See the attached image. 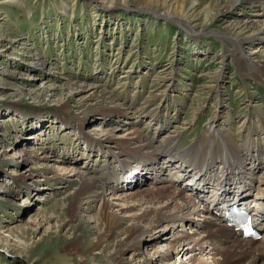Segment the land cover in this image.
Returning <instances> with one entry per match:
<instances>
[{
  "label": "rangeland",
  "instance_id": "rangeland-1",
  "mask_svg": "<svg viewBox=\"0 0 264 264\" xmlns=\"http://www.w3.org/2000/svg\"><path fill=\"white\" fill-rule=\"evenodd\" d=\"M248 21L254 26L239 34ZM263 23L264 0H0V264H100L97 251L70 246L74 237L67 225L57 232L59 239L44 229L48 224L42 230L36 226L52 214L55 201L65 223L64 207L75 192V183L44 175L46 165L97 177L107 194L167 181L189 190L202 185L197 173L214 171L206 176L211 194L214 179L226 173L219 159L199 171L181 159L171 161L165 152L121 190L104 179L116 174L107 163L136 132L138 142L147 138L153 146L171 140L170 154L186 150L211 125L237 146L264 145V82L245 75L236 51L249 64L258 62L264 77ZM228 34L240 38L236 47L224 40ZM67 81L104 94L93 101L85 92L63 87ZM10 148L26 150L33 163L18 160ZM241 150L249 167L258 151ZM262 154L254 172L260 191ZM22 171L31 176L22 179ZM236 186L232 183L231 190ZM79 206L76 218L90 225L84 230H94L101 199ZM112 210L122 211L119 205ZM14 225L29 229L13 235L6 229ZM183 228L188 231L190 225ZM169 235V230L154 235L152 248H143L141 257L157 264L152 253L166 251ZM168 259L166 264H189L179 253Z\"/></svg>",
  "mask_w": 264,
  "mask_h": 264
},
{
  "label": "bare ground",
  "instance_id": "bare-ground-1",
  "mask_svg": "<svg viewBox=\"0 0 264 264\" xmlns=\"http://www.w3.org/2000/svg\"><path fill=\"white\" fill-rule=\"evenodd\" d=\"M252 26H254L253 21H248L239 27V31L241 32L238 33L247 32ZM260 32L264 34V23ZM225 37L224 40L232 43L235 47L240 40L238 36L234 37L232 34H228ZM236 51L239 54L238 61L240 66L244 67L245 75L264 82L263 73L257 67L259 63L255 61L249 64L247 56L238 49ZM63 87L71 88L75 92H85L84 94H89L93 97V101L101 98L104 94L103 89L92 87L91 90L86 91L84 90L85 88L76 86L74 82L70 81L64 83ZM128 134L130 132H127L126 135ZM136 137H139L138 132L121 144L117 151L121 152L123 150L127 153L136 154L137 152L140 154L138 161L142 162L141 167L130 181L134 180V177L139 174L141 169H145L144 166L147 162L151 160L156 162L157 156L165 152L169 154L168 156L171 158V161L173 159H181L187 163V166L191 165L199 171L211 167L219 159L223 165V171L226 170V173H223V177H216L214 179L217 184L214 185L212 182L213 190L211 194L209 190L206 191V184L210 183L209 178L206 176L208 174L215 175L214 171L208 174L197 173L195 177L198 182H202V185L190 187L189 190L167 181V183H160L162 185H153L138 192L114 194L111 191L108 193L111 197H108L107 190L103 188L101 181L97 177L92 178L83 172L70 169H65L66 171H64L62 168V170L59 169V166L46 165L44 175L63 179L65 182L71 181L75 183V192L73 198L64 207V214L67 219L65 223L63 222L64 220L61 221L58 218L61 214L56 209L60 207V204H56L55 201L50 206L54 207L52 214H49V217L41 218L40 221L37 219L38 223L36 226L42 230L44 224H48L44 229H49L48 233L51 235L55 234L56 239H59L62 235L57 232H61L67 225V232L74 237L70 246L82 249V251L86 250V252L97 251L101 259L100 264H151L152 260L147 257H141L143 248H152L153 242L151 241H153V236L159 235L160 232L166 230H169L170 234L165 241L166 251L155 250V248L152 253L153 258L158 261L157 264H166L165 260L172 253H179L181 257L184 255L189 264H264V235L262 236V240H257L259 242L251 238H242L237 229L227 226L223 215V210L226 206L228 207L235 203L241 205V208L248 210V213L255 220L256 227L264 233V189L261 192L259 185H255V181L258 178L254 176L255 170L262 163L264 145L256 144L257 147L255 149L252 146H255L257 142L250 141V143L244 142L243 145L237 146L236 143L232 144L213 125L208 126L202 137L194 141L186 150L179 154H170L173 149L171 140L168 144L153 146L147 138L140 139L143 141L140 143ZM143 147H151L148 149L149 155L144 157V154L140 152ZM242 148L247 150L253 148L254 151H258L257 155L250 157L249 167H245L246 163L241 158L242 153L240 154V152H242ZM10 152L18 160L33 163L34 158L32 154L26 150L20 149L14 152L11 149ZM134 154L133 156H135ZM41 163L44 162L41 161ZM121 167L122 165L119 168L120 170L115 172L116 174L113 173L110 176L115 182L119 178H122V174H120L122 171ZM164 169L168 170L165 166ZM160 172L162 171L160 170ZM184 173L187 172L185 171ZM19 175L22 179H25L31 176V173L22 171ZM108 176L109 174H106L104 179L108 180ZM124 176H126L125 173H123ZM152 179L155 181L157 178L154 176ZM132 182L134 183V181ZM127 183L125 182L122 188ZM232 183L238 185L236 186V190H231ZM130 184L128 183L124 189ZM112 189L115 190L116 188L113 186ZM183 190L187 191V194L190 196L184 194ZM92 198H100L101 207L100 214L94 221V225H96L94 226L95 229L91 231L89 228L84 230L85 225H90L83 219L79 220V218H76L78 215L76 211H80L79 202L81 205L84 203L88 204L92 202ZM197 199L198 202H205L206 204L202 207L198 206L197 202H195ZM117 200L123 202L117 203ZM113 205L121 207L122 211L120 214L113 212ZM53 219H56V222L51 224ZM73 221L76 222L75 225L71 223ZM57 222L63 223L58 224ZM185 224L190 225L188 231L183 228ZM17 226H7L6 230L16 235L14 232L22 233L25 231V234L29 229ZM15 228L18 231H15ZM39 229L31 230L36 233H34L35 235H39V238L47 240L46 236L40 233ZM102 231L104 232L101 234ZM81 232L85 235L81 236ZM149 235L151 239H147ZM127 251L130 252L131 261L127 259ZM105 257L106 259H103ZM83 263L84 260L80 261V264Z\"/></svg>",
  "mask_w": 264,
  "mask_h": 264
}]
</instances>
